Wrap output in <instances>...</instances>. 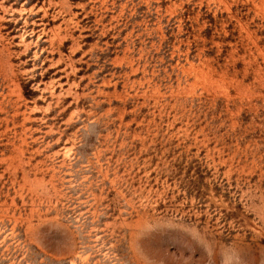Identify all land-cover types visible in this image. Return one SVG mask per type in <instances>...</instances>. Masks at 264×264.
<instances>
[{
    "label": "rangeland",
    "instance_id": "obj_1",
    "mask_svg": "<svg viewBox=\"0 0 264 264\" xmlns=\"http://www.w3.org/2000/svg\"><path fill=\"white\" fill-rule=\"evenodd\" d=\"M0 264H264V0H0Z\"/></svg>",
    "mask_w": 264,
    "mask_h": 264
}]
</instances>
